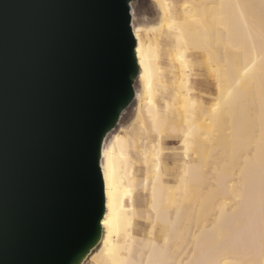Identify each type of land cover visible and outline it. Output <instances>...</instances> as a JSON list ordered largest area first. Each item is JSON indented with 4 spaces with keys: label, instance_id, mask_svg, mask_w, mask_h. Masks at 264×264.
<instances>
[{
    "label": "bare ground",
    "instance_id": "obj_1",
    "mask_svg": "<svg viewBox=\"0 0 264 264\" xmlns=\"http://www.w3.org/2000/svg\"><path fill=\"white\" fill-rule=\"evenodd\" d=\"M151 6L148 22L132 8L135 108L104 140L103 234L83 264H264V0ZM164 55L179 68L170 96ZM195 55L213 101L196 95Z\"/></svg>",
    "mask_w": 264,
    "mask_h": 264
},
{
    "label": "water",
    "instance_id": "obj_2",
    "mask_svg": "<svg viewBox=\"0 0 264 264\" xmlns=\"http://www.w3.org/2000/svg\"><path fill=\"white\" fill-rule=\"evenodd\" d=\"M134 0H0V264H83L102 147L140 72Z\"/></svg>",
    "mask_w": 264,
    "mask_h": 264
},
{
    "label": "rangeland",
    "instance_id": "obj_3",
    "mask_svg": "<svg viewBox=\"0 0 264 264\" xmlns=\"http://www.w3.org/2000/svg\"><path fill=\"white\" fill-rule=\"evenodd\" d=\"M133 10L135 12V19L134 21L137 23L139 21L148 22L156 18V12L151 6V0H134L133 2ZM133 18V17H132ZM147 18V19H145ZM147 20V21H146ZM193 60L195 61L194 65L192 66L190 73H191V80L194 88L197 89V96L200 98H204L207 101L215 100V95L217 93V84H216V77L215 73L208 68L206 59L204 55H195L193 56ZM161 65L165 67L168 72L164 77V82L166 83L167 88L169 89V96L172 95V87L171 85L174 83V79L178 74L179 68L177 67L176 62L168 55H164ZM139 87L138 80L135 82V88ZM135 100L126 108L123 112L118 126L120 125H127L131 122V118L133 116L134 108H135ZM116 126V128L118 127ZM173 139V138H172ZM170 150L174 147H179L177 141L170 143L167 145ZM172 153V152H171ZM140 203V201H139ZM138 234L145 235L146 225L144 222H138ZM85 264H91L89 260L85 262Z\"/></svg>",
    "mask_w": 264,
    "mask_h": 264
},
{
    "label": "crops",
    "instance_id": "obj_4",
    "mask_svg": "<svg viewBox=\"0 0 264 264\" xmlns=\"http://www.w3.org/2000/svg\"><path fill=\"white\" fill-rule=\"evenodd\" d=\"M172 158H173L172 153H171V152H168V159H169L170 161H173Z\"/></svg>",
    "mask_w": 264,
    "mask_h": 264
}]
</instances>
